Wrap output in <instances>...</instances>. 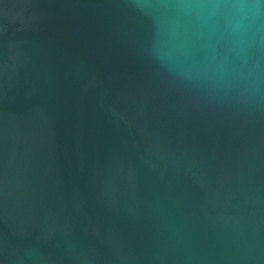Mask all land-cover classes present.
Instances as JSON below:
<instances>
[{
  "label": "water",
  "instance_id": "water-1",
  "mask_svg": "<svg viewBox=\"0 0 264 264\" xmlns=\"http://www.w3.org/2000/svg\"><path fill=\"white\" fill-rule=\"evenodd\" d=\"M0 264H264V0H0Z\"/></svg>",
  "mask_w": 264,
  "mask_h": 264
}]
</instances>
